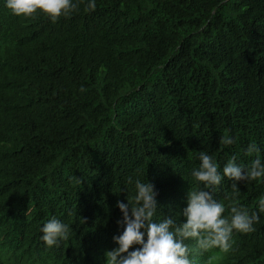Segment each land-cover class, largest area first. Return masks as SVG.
I'll use <instances>...</instances> for the list:
<instances>
[{
    "label": "trees",
    "instance_id": "obj_1",
    "mask_svg": "<svg viewBox=\"0 0 264 264\" xmlns=\"http://www.w3.org/2000/svg\"><path fill=\"white\" fill-rule=\"evenodd\" d=\"M72 2L53 21L0 0V264H104L129 177L175 216L204 187L191 176L201 151L221 174L233 156L264 163V0ZM232 183L209 190L224 217L257 214L255 231L233 230L227 254L185 240L192 264H264V178ZM53 218L70 234L49 247Z\"/></svg>",
    "mask_w": 264,
    "mask_h": 264
},
{
    "label": "clouds",
    "instance_id": "obj_2",
    "mask_svg": "<svg viewBox=\"0 0 264 264\" xmlns=\"http://www.w3.org/2000/svg\"><path fill=\"white\" fill-rule=\"evenodd\" d=\"M6 7L14 15L24 17H30L39 10L56 21L62 14L67 16L76 10L78 5L72 0H6ZM95 7V0H89L87 8L94 10ZM234 142L227 136L222 139L224 145ZM246 151L249 154L257 152V145L249 144ZM198 159L199 167L191 171V176L202 182L204 187L188 190L187 206L175 216H164L159 211L154 184L147 179L141 182L128 178L127 182L134 184L135 193L131 198L126 197V203L117 201L116 207L122 214L117 223L123 226V231L113 236L116 246L104 253V264H192L185 240L194 239L201 251L219 249L227 254L232 249L230 239L233 230L241 233L255 231L253 225L259 220L257 214H249L242 206L234 205L230 208V216L224 217L225 206L214 198L213 191L225 177L233 181L231 187L234 192L238 191V183L264 178L261 159H254L245 167L237 164L233 156L224 165L222 174L210 155L201 151ZM258 207L264 211V198L259 200ZM158 212L160 218L154 219ZM181 215L185 222H178ZM41 232L42 241L52 247L68 239L70 229L67 224L53 218L44 224ZM134 245L138 247L133 248Z\"/></svg>",
    "mask_w": 264,
    "mask_h": 264
}]
</instances>
